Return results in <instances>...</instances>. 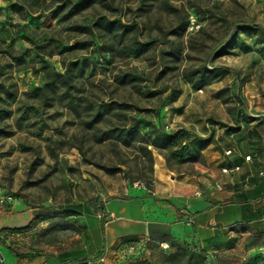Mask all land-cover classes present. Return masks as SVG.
I'll list each match as a JSON object with an SVG mask.
<instances>
[{
    "label": "rangeland",
    "instance_id": "rangeland-1",
    "mask_svg": "<svg viewBox=\"0 0 264 264\" xmlns=\"http://www.w3.org/2000/svg\"><path fill=\"white\" fill-rule=\"evenodd\" d=\"M68 66V90L56 79L47 106L28 98ZM0 99V264L64 259L80 247L71 205L119 195L126 171L145 181L135 147L153 136L140 126L131 146L115 145L117 129L264 123V0H0ZM163 153L174 172L202 165ZM262 246L241 229L205 263L264 264ZM170 251L152 245L141 260L186 264Z\"/></svg>",
    "mask_w": 264,
    "mask_h": 264
},
{
    "label": "crops",
    "instance_id": "crops-1",
    "mask_svg": "<svg viewBox=\"0 0 264 264\" xmlns=\"http://www.w3.org/2000/svg\"><path fill=\"white\" fill-rule=\"evenodd\" d=\"M250 125L190 130V151L204 161L196 174L169 170L153 152L151 191L127 184L117 196L96 193L71 205L80 247L64 259L29 264H108L122 247L135 243L144 244L139 259L149 246L171 241L194 242L208 253L241 229L264 236V123Z\"/></svg>",
    "mask_w": 264,
    "mask_h": 264
},
{
    "label": "trees",
    "instance_id": "trees-1",
    "mask_svg": "<svg viewBox=\"0 0 264 264\" xmlns=\"http://www.w3.org/2000/svg\"><path fill=\"white\" fill-rule=\"evenodd\" d=\"M44 69L47 68V65L45 64L43 66ZM69 72H70V66L66 67L63 73L55 72L53 69L47 70L45 73L46 81L43 83L40 87H34L30 89L26 95L28 98L31 99H39L41 100L44 105L47 106V101L49 99L48 92L51 90L55 85L56 79H62L63 83L66 85L67 90L70 87L69 84ZM200 79H203V75H200ZM209 83V82H208ZM206 83V84H208ZM9 100H14V95L11 92L6 93ZM2 99H0V102ZM122 106V105H119ZM102 117V114L100 113V110L95 112L94 117L92 121L89 123V125H92L93 123L99 121V119ZM144 127L147 129L146 135H152L153 139L150 140L147 137H141L139 141H137V147L135 149L142 155V158L146 160L147 163V171L148 173L145 174L144 178V186L151 190L153 186V157H152V151L149 148H152V150H155L157 153H159L165 160L166 166L169 170L173 171L170 164L169 157L166 156L163 151L169 150L171 153V156L176 158L177 161L180 163H187V164H194V163H200L203 164V158L200 153H191L190 151V140H191V133L185 129H176L171 133H165L162 128L159 126H156L150 121H146L143 119H137L133 121L132 125L126 127V128H119L117 129L118 133V139H112L115 145H118L119 143L124 144L125 146H131V140L137 136V129L139 127ZM114 130H110L107 132V134L111 135ZM1 134V131H0ZM120 138L122 141H120ZM111 139V138H110ZM101 141H104V139H101ZM120 165H124L125 163L123 161H120ZM121 172L119 169L115 170H109V173H119ZM175 173H182V172H175ZM187 173V172H184ZM125 178L130 182L132 185L135 181L138 180H132L129 177V174L127 171L123 173ZM193 174V173H188ZM186 243H179L176 241L170 242V248L171 251L167 254H164L166 259L169 261L177 262L180 261L182 258H185L186 264H191L193 262L194 264H206L205 263V257H206V251L203 249H200L199 251H195L192 249H188L185 247ZM160 246V245H159ZM126 264H151L149 261H142L141 259H130L126 261Z\"/></svg>",
    "mask_w": 264,
    "mask_h": 264
},
{
    "label": "built area",
    "instance_id": "built-area-1",
    "mask_svg": "<svg viewBox=\"0 0 264 264\" xmlns=\"http://www.w3.org/2000/svg\"><path fill=\"white\" fill-rule=\"evenodd\" d=\"M232 153L231 149H228L225 152L226 156H230ZM250 156L245 157V161H249L250 160ZM236 170H238V168H235ZM135 186H139L143 189H145L146 191H151L149 189H147L143 183H135ZM142 245L144 244H130V245H125L124 247H122L119 251H117L114 254V261L115 264H124L126 261L130 260V259H139V251L142 247ZM160 247L163 250H166L168 248V245L166 244H161ZM259 254H260V258L262 259V261H264V246L259 248ZM103 261V260H101ZM105 264V263H104ZM107 264V263H106Z\"/></svg>",
    "mask_w": 264,
    "mask_h": 264
}]
</instances>
